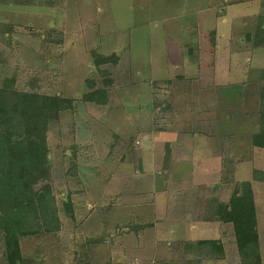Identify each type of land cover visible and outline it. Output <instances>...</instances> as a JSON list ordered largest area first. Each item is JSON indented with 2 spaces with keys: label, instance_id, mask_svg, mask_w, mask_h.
Returning a JSON list of instances; mask_svg holds the SVG:
<instances>
[{
  "label": "rangeland",
  "instance_id": "obj_1",
  "mask_svg": "<svg viewBox=\"0 0 264 264\" xmlns=\"http://www.w3.org/2000/svg\"><path fill=\"white\" fill-rule=\"evenodd\" d=\"M260 17L264 0H0V85L15 78L18 88L73 101L49 125L50 173L36 186L49 191L40 207L58 216L60 228L22 239V264H159L151 251L128 263L109 258L136 240L122 237L130 230L118 228L115 201H131L125 191L142 193L143 150L175 138L166 131L212 135L240 162L235 181L252 184L264 243V150L252 145L264 114V48L248 38ZM95 90L108 92L106 105L83 101ZM210 162L193 164L205 183L221 178ZM166 177L170 186L185 185L178 166L158 176ZM68 199L74 219L64 209ZM160 222L139 237L148 250L157 237L159 258L168 245L171 264L185 263L187 242L233 240L229 225H221L224 233L216 224ZM229 244L226 260L195 254V264H238ZM3 251L0 236V264H8Z\"/></svg>",
  "mask_w": 264,
  "mask_h": 264
},
{
  "label": "trees",
  "instance_id": "obj_2",
  "mask_svg": "<svg viewBox=\"0 0 264 264\" xmlns=\"http://www.w3.org/2000/svg\"><path fill=\"white\" fill-rule=\"evenodd\" d=\"M257 28L248 38L252 39L253 47L264 48V17L258 19ZM110 60H116V56L102 62ZM110 84L112 81H107V85ZM107 94L105 90H95L82 99L85 103L106 105ZM71 109V99L59 94L48 95L18 88L15 78H5L0 85V236L4 242L2 257L8 264H22V239L59 231L58 216L47 214L40 207L45 204L44 198L49 191L36 189V186L50 173V150L47 145L49 125ZM263 117L261 112V126L252 135L253 147L262 150ZM256 173L259 174V171L254 175ZM209 206L213 212L207 213V217L233 225L239 264H263L251 182L235 183L227 203L211 199ZM64 209L74 219L73 202L70 199L64 202ZM184 249L189 253L183 260L184 264H195L200 255L212 260L225 257L220 240H201L185 245Z\"/></svg>",
  "mask_w": 264,
  "mask_h": 264
},
{
  "label": "crops",
  "instance_id": "obj_3",
  "mask_svg": "<svg viewBox=\"0 0 264 264\" xmlns=\"http://www.w3.org/2000/svg\"><path fill=\"white\" fill-rule=\"evenodd\" d=\"M217 66V65H216ZM212 67V65H211ZM202 68V66H200ZM180 69V67L178 68ZM186 69V67L184 68ZM220 70V69H219ZM178 77H182L178 75ZM219 77V76H218ZM222 77V76H220ZM166 83V80H164ZM166 85V84H165ZM195 122V121H194ZM172 133L175 134L174 139H163L158 141V145L149 144L145 150V157H142V161H144V165L142 161L139 159L141 164L146 167V169L142 173L144 175V179H142V186L144 190L142 193L133 192L132 195L130 192L125 191L122 194V198H130L131 201H125V199H121V201H115V207L118 208V212L120 211L123 215H120L116 218L118 222V228H122L123 230H130V233L123 234L122 237H129L130 240L132 237L136 238L135 242L130 243V241H126V250L124 251L118 249V252L115 253V247L112 250V256L109 258V262H113L111 260H115L114 257H120L121 263H128V260L131 258H139L142 254H146V251H151L154 255L153 261L154 263L157 261L163 262L164 264H171L170 258V250L168 249V245L162 250L163 252L167 251V258L162 256H158V240L157 237L151 238L150 244L148 247L152 246L150 250L146 249V242L141 239L139 236V231H151L153 229L158 228L157 226L163 224L165 222H160L162 219H166L169 223L175 224H194L195 222L199 224H208V225H219L224 233L228 231L223 228L221 225H229L232 228L233 232V240L223 235V238L219 239H201V240H220L223 243L225 257L223 259H227L228 252L226 251V247L229 243L233 241L235 243V236L233 225L230 223H223L217 219H213L207 217L206 214L209 212H213V209L209 206V202L211 199H217L222 203H227L230 199L235 181L236 168L238 160H234V156L226 155L224 152L223 143L214 142L212 135L201 134L200 132H196L192 137L187 136L185 132H168L165 134ZM158 133H154L151 136H147L149 141H153V137H158ZM199 137L206 139L203 141L199 140ZM198 138V140H197ZM211 160H215L216 164L214 167H218L221 178L214 179V181L205 183L203 180H207V177L201 173H194V165L195 163L199 166H202L207 163L206 166L212 167L213 165ZM204 162V163H203ZM194 164V165H193ZM202 164V165H201ZM142 166V168H143ZM173 166H178L180 169V174L182 175V180L185 185H180L177 187L170 186L167 184L168 178L161 179L158 176H162V173L166 172L168 176V172H170ZM141 169V168H140ZM207 169V167H206ZM208 173V171H207ZM121 178H127L121 176ZM128 179V178H127ZM202 181V182H201ZM250 181V180H245ZM169 183V181H168ZM209 184V187H207ZM254 191V190H253ZM127 195H130L129 197ZM106 197V194H103ZM121 198V197H120ZM141 200H146L145 204ZM255 198V192H254ZM132 204L130 206L129 204ZM114 204V203H113ZM112 204V207L114 205ZM123 206V207H122ZM256 207V200H255ZM121 208V209H120ZM90 209L92 206L90 205ZM130 209V210H129ZM257 213V210H256ZM172 217V218H171ZM258 219V216H257ZM116 222V223H117ZM146 225V226H145ZM141 226L145 228L140 229ZM194 227V226H193ZM258 227V220H257ZM230 230V229H229ZM132 231V232H131ZM135 231V232H134ZM259 231V230H258ZM154 235V232H153ZM260 237V234H259ZM227 238V239H225ZM119 239H123L118 237ZM198 240V241H201ZM197 241H194V243ZM193 243V242H187ZM187 245V244H186ZM230 245V244H229ZM237 247V246H236ZM184 249V247H183ZM185 250V249H184ZM260 251L264 264V243H261L260 237ZM238 252V249H237ZM150 255V254H149ZM238 264L240 263L239 253L237 254ZM113 257V258H112ZM229 257V256H228ZM126 260H123V259ZM220 259V260H223ZM212 261V259H209ZM206 260V261H209ZM118 262V261H116ZM106 263V262H105ZM159 263V264H160ZM104 264V263H103ZM117 264V263H113ZM129 264V263H128ZM156 264V263H155ZM173 264V263H172Z\"/></svg>",
  "mask_w": 264,
  "mask_h": 264
},
{
  "label": "water",
  "instance_id": "obj_4",
  "mask_svg": "<svg viewBox=\"0 0 264 264\" xmlns=\"http://www.w3.org/2000/svg\"><path fill=\"white\" fill-rule=\"evenodd\" d=\"M48 158H49V160H50V153L48 154ZM38 261H40V259H37Z\"/></svg>",
  "mask_w": 264,
  "mask_h": 264
}]
</instances>
